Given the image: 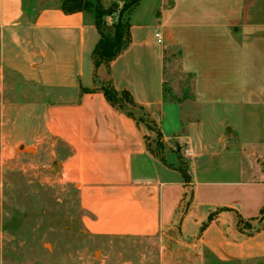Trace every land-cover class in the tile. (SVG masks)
Instances as JSON below:
<instances>
[{"label": "crops", "instance_id": "1", "mask_svg": "<svg viewBox=\"0 0 264 264\" xmlns=\"http://www.w3.org/2000/svg\"><path fill=\"white\" fill-rule=\"evenodd\" d=\"M60 3L0 0L1 127H25L19 144L59 162L89 235L176 227L167 242L199 249L200 262L264 264V0H141L129 45L97 68L94 16ZM174 49L192 79L186 100L166 93ZM104 84L127 91L153 126L108 104Z\"/></svg>", "mask_w": 264, "mask_h": 264}, {"label": "rangeland", "instance_id": "2", "mask_svg": "<svg viewBox=\"0 0 264 264\" xmlns=\"http://www.w3.org/2000/svg\"><path fill=\"white\" fill-rule=\"evenodd\" d=\"M30 1L42 6L59 0ZM100 5L113 12L110 22L104 19L107 25L118 20L123 1L103 0ZM127 16L124 13L123 21ZM255 46L264 49V41ZM166 61V93L188 99L192 79L180 72L176 49ZM13 99L21 103L19 96ZM135 114L153 126L146 116ZM5 122L0 117V123ZM25 133V127L0 124V264H207L198 260L199 249L170 246L167 240L180 238L176 227L150 238L86 233L76 186L63 181L56 159L45 152L37 155L33 143L19 144ZM148 145L152 151L159 150L157 135Z\"/></svg>", "mask_w": 264, "mask_h": 264}, {"label": "trees", "instance_id": "3", "mask_svg": "<svg viewBox=\"0 0 264 264\" xmlns=\"http://www.w3.org/2000/svg\"><path fill=\"white\" fill-rule=\"evenodd\" d=\"M101 1L103 0H61L59 6L64 14L94 11V25L99 34V40L92 54L94 66L96 68L100 65L108 66L109 63L116 59L129 45L130 25L128 16L141 0H121L123 1V6L119 12V18L111 25H107L104 19L113 15V12L104 11L100 5ZM93 2L95 3L94 7H92ZM124 13H127L128 16L123 21ZM105 31H107V33ZM100 91L105 100L112 107L124 112L128 117H131L137 122L146 123L143 118L136 116V111L140 112L143 116L146 115L144 110L134 103L131 95L127 91L118 92L111 84L102 85ZM171 99L175 100L174 97H171ZM158 137H160L159 134ZM261 214L262 217H264V208L261 210ZM213 215L214 214H210L208 216V221L213 219Z\"/></svg>", "mask_w": 264, "mask_h": 264}, {"label": "built area", "instance_id": "4", "mask_svg": "<svg viewBox=\"0 0 264 264\" xmlns=\"http://www.w3.org/2000/svg\"><path fill=\"white\" fill-rule=\"evenodd\" d=\"M155 38L157 39V42H158V43L161 42L160 34H159V33H156V34H155ZM185 153H186V156H191V152H190V151L186 150Z\"/></svg>", "mask_w": 264, "mask_h": 264}, {"label": "bare ground", "instance_id": "5", "mask_svg": "<svg viewBox=\"0 0 264 264\" xmlns=\"http://www.w3.org/2000/svg\"><path fill=\"white\" fill-rule=\"evenodd\" d=\"M32 150V149H31ZM98 255V254H97Z\"/></svg>", "mask_w": 264, "mask_h": 264}, {"label": "water", "instance_id": "6", "mask_svg": "<svg viewBox=\"0 0 264 264\" xmlns=\"http://www.w3.org/2000/svg\"><path fill=\"white\" fill-rule=\"evenodd\" d=\"M27 151V150H26Z\"/></svg>", "mask_w": 264, "mask_h": 264}]
</instances>
